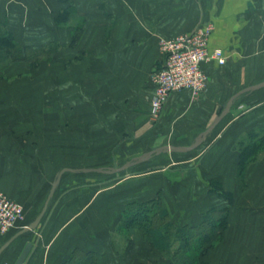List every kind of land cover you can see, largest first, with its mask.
I'll list each match as a JSON object with an SVG mask.
<instances>
[{"label": "crops", "instance_id": "crops-1", "mask_svg": "<svg viewBox=\"0 0 264 264\" xmlns=\"http://www.w3.org/2000/svg\"><path fill=\"white\" fill-rule=\"evenodd\" d=\"M208 22L227 61L204 64L199 95L173 92L152 114L160 39ZM0 23L47 51L0 78V188L26 209L0 235V264L28 243L24 264L179 263L168 233L159 246L135 230L114 247L129 204L155 197L178 227L227 209L209 241L186 245L187 264H264V149L238 172L240 143L264 138V0H0Z\"/></svg>", "mask_w": 264, "mask_h": 264}, {"label": "trees", "instance_id": "trees-1", "mask_svg": "<svg viewBox=\"0 0 264 264\" xmlns=\"http://www.w3.org/2000/svg\"><path fill=\"white\" fill-rule=\"evenodd\" d=\"M75 37L76 35L73 40H75ZM46 54L45 48L25 47L14 38L5 25L0 23V78L5 76L4 71L9 65L20 61L28 62L33 68L38 67L47 56ZM240 149L242 151V158L238 172L239 178L243 180L245 170L249 164L248 162L257 158V154L264 149V138L243 141L240 143ZM210 190L231 201L233 199L232 192L225 190L221 184L214 181L211 184ZM226 213L227 209L218 210L214 208L205 215V221L202 225L178 227L169 220L168 209L163 205L160 198L155 197L145 201H134L129 204L121 223L117 227L119 235L115 236L114 247L117 251L124 253L122 249L124 243L129 241L130 235L135 230L143 231L155 245L159 246H162L161 242L166 241V233H168V242L171 240V237L175 239L178 237L180 239V248L175 256V258H179V263L176 264H181L182 260H185V264H187L188 261L195 259L191 253H187L186 245H190L189 247L192 249L196 246L201 248L205 242L210 240L209 231L212 232L215 225L222 224ZM213 214H217L218 217L213 219ZM197 233L201 235L196 236ZM82 257L83 259L81 260L79 255L72 256L69 259V264H92L93 258L89 257V255L87 257L82 255Z\"/></svg>", "mask_w": 264, "mask_h": 264}, {"label": "built area", "instance_id": "built-area-1", "mask_svg": "<svg viewBox=\"0 0 264 264\" xmlns=\"http://www.w3.org/2000/svg\"><path fill=\"white\" fill-rule=\"evenodd\" d=\"M213 29V22H208L191 31L160 39L164 64L150 75L152 114H160L173 92L191 90L199 95L208 83L204 64L211 61L224 64L227 61L223 48L209 45ZM25 215L24 205L0 188V235L8 233Z\"/></svg>", "mask_w": 264, "mask_h": 264}, {"label": "water", "instance_id": "water-1", "mask_svg": "<svg viewBox=\"0 0 264 264\" xmlns=\"http://www.w3.org/2000/svg\"><path fill=\"white\" fill-rule=\"evenodd\" d=\"M31 245H32L31 243L27 244V246L25 247L24 251L20 255L19 259L17 260L16 264H24L28 254H29Z\"/></svg>", "mask_w": 264, "mask_h": 264}, {"label": "rangeland", "instance_id": "rangeland-1", "mask_svg": "<svg viewBox=\"0 0 264 264\" xmlns=\"http://www.w3.org/2000/svg\"><path fill=\"white\" fill-rule=\"evenodd\" d=\"M15 64V63H14Z\"/></svg>", "mask_w": 264, "mask_h": 264}]
</instances>
